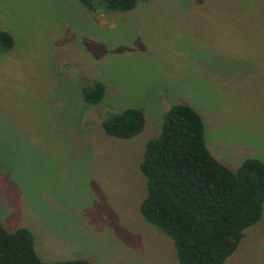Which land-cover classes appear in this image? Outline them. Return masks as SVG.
Instances as JSON below:
<instances>
[{"label": "rangeland", "instance_id": "rangeland-1", "mask_svg": "<svg viewBox=\"0 0 264 264\" xmlns=\"http://www.w3.org/2000/svg\"><path fill=\"white\" fill-rule=\"evenodd\" d=\"M0 222L28 228L45 262L179 264L139 211L146 143L175 104L201 116L210 153L264 162V0H0ZM100 82L97 104L82 89ZM140 108L131 138L102 121ZM223 264H264V210Z\"/></svg>", "mask_w": 264, "mask_h": 264}, {"label": "trees", "instance_id": "trees-1", "mask_svg": "<svg viewBox=\"0 0 264 264\" xmlns=\"http://www.w3.org/2000/svg\"><path fill=\"white\" fill-rule=\"evenodd\" d=\"M88 9H133L138 0H79ZM12 36L0 31V50L8 51ZM86 102L97 104L104 94L100 82L82 89ZM145 123L140 108H127L102 121L105 132L131 138ZM140 170L146 195L139 211L146 221L174 243L179 264H223L234 252L244 230L264 210V162L247 158L236 171L216 159L207 148L200 114L175 104L163 115L160 133L145 146ZM0 264H91L85 259L45 262L34 248L32 232L13 231L0 222Z\"/></svg>", "mask_w": 264, "mask_h": 264}]
</instances>
